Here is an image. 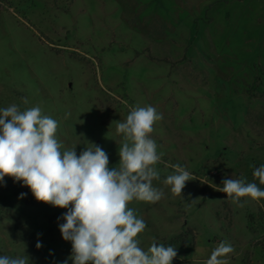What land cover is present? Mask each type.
<instances>
[{
    "label": "rangeland",
    "instance_id": "obj_1",
    "mask_svg": "<svg viewBox=\"0 0 264 264\" xmlns=\"http://www.w3.org/2000/svg\"><path fill=\"white\" fill-rule=\"evenodd\" d=\"M12 104L57 120L62 151L99 145L110 168L124 142L117 123L153 106L163 156L152 185L164 196L128 204L146 223L140 247L173 246L172 264H206L223 241L229 264H264L262 202L237 207L217 190L227 178L264 190L253 175L264 165V0H0V109ZM176 164L196 177L181 196L164 183ZM4 180L0 256L73 264L58 226L67 209ZM188 229L185 244L172 242Z\"/></svg>",
    "mask_w": 264,
    "mask_h": 264
},
{
    "label": "clouds",
    "instance_id": "obj_2",
    "mask_svg": "<svg viewBox=\"0 0 264 264\" xmlns=\"http://www.w3.org/2000/svg\"><path fill=\"white\" fill-rule=\"evenodd\" d=\"M23 103L28 100L24 98ZM163 119L153 106L133 107L116 131L123 136L119 148V167H109V157L99 145L86 147L77 155L75 148L61 150L56 133L58 121L42 113L39 106L20 110L12 104L0 109V184L9 176L22 181L37 201L67 209L59 230L71 242L73 264H172L176 247L153 242L145 251L137 238L146 228L143 219L128 207L133 200L155 204L164 193L154 188L159 179L155 165L163 153L151 134L154 124ZM174 174L164 180L174 196H181L186 182L195 175L183 166L171 165ZM254 177L264 184V165L255 168ZM217 190L227 194L237 207L242 197L257 203L264 190L256 183L242 179L222 180ZM26 194L20 193L19 198ZM193 203L196 200H192ZM58 218V219H61ZM39 249L40 241L36 243ZM234 251L221 242L206 264H229L228 254ZM28 258L0 256V264H28ZM68 264V261H63Z\"/></svg>",
    "mask_w": 264,
    "mask_h": 264
},
{
    "label": "trees",
    "instance_id": "obj_3",
    "mask_svg": "<svg viewBox=\"0 0 264 264\" xmlns=\"http://www.w3.org/2000/svg\"><path fill=\"white\" fill-rule=\"evenodd\" d=\"M262 200V199H261ZM262 210H264V201L262 200ZM192 230L188 229L186 232L181 233L179 236L175 237L172 239V242H180L181 245L185 244L186 241V237L188 234H192Z\"/></svg>",
    "mask_w": 264,
    "mask_h": 264
}]
</instances>
